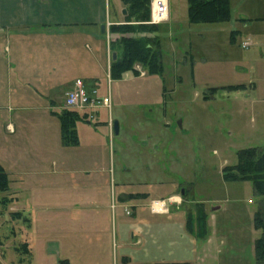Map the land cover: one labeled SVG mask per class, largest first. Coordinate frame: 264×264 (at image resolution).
<instances>
[{
    "label": "rangeland",
    "instance_id": "1",
    "mask_svg": "<svg viewBox=\"0 0 264 264\" xmlns=\"http://www.w3.org/2000/svg\"><path fill=\"white\" fill-rule=\"evenodd\" d=\"M168 5L157 34H127L159 36L161 74L136 63V74L110 78L105 38L81 31H30L11 36V44L0 39V166L8 179L0 190V264H121L122 252L129 264L179 261L193 254L190 239L197 237L186 226L198 202L206 213L221 204L218 217L232 214L233 199L243 214L252 212V182L226 181L222 168L237 162L238 150L264 146V0H229L230 18L222 22H189L187 0ZM107 7L122 13L121 0ZM104 34L120 37L109 27ZM245 40L252 44L244 47ZM109 48L111 61L121 48ZM16 57L54 69V81L11 80L7 69ZM79 75L111 105L85 109L94 117L77 120L76 142L65 143L57 115L42 106L46 95L63 104L69 80ZM216 86L223 88L211 94ZM111 119L117 133L107 125ZM129 192L147 195L125 201L141 203L128 214L118 198ZM174 193L180 205L168 203L163 215L149 212L150 198ZM4 197L12 200L5 205ZM17 211L22 217L13 219ZM156 233L170 236V245H153ZM24 242L29 255L16 250Z\"/></svg>",
    "mask_w": 264,
    "mask_h": 264
},
{
    "label": "crops",
    "instance_id": "2",
    "mask_svg": "<svg viewBox=\"0 0 264 264\" xmlns=\"http://www.w3.org/2000/svg\"><path fill=\"white\" fill-rule=\"evenodd\" d=\"M108 5L109 0H0V39H5L10 43L11 41L8 39H11V36L13 35L22 36L30 31L40 33L44 32V30L51 29L70 30V32L73 33L81 31L88 35L89 38H105L108 43L106 45L105 42L103 58L108 66L109 73L110 39L104 36V33L108 31V24L121 22L125 15L123 13L117 15L116 12L111 15V11H109L107 7ZM122 8L124 9L123 4ZM101 24H105L104 33L97 30L98 27L100 28ZM233 31L239 32V30L235 29H233ZM155 33L157 34V32ZM245 41H248L249 45L252 44L250 40ZM9 51H11V49ZM9 62V69H7V73L9 74L8 77H10L11 80L14 78V80L20 84L23 82L28 83L30 81H54V69L47 70L39 64L31 66L22 64V57H16L15 60H10ZM79 79L84 82L80 75L75 76L72 80H69L71 82V86L65 90L64 95L67 91L74 87L75 81ZM90 88H94V86H90ZM19 95L21 98H27L23 93ZM46 96L47 104L42 106V109L48 110L50 114L56 116L57 113L62 110V104L57 102V99L55 98L57 95H53L54 98H52V95ZM58 109L60 111H58ZM113 123L114 121L112 119L107 122L109 128L113 125ZM10 126L11 124H9V127ZM137 193L147 195L146 192ZM129 194L135 193H122L118 198L120 200L119 206L123 208L126 213L127 211L129 212V206L134 207L141 205L140 202L137 205L127 204L125 202L127 200L135 198L140 201L139 199H141L140 197L126 198V196L130 197ZM169 198H172L173 201H168ZM153 199L166 200L167 206L168 203H174L176 205H180L181 203V198L176 196L175 193L165 198H150L149 201ZM231 202V204H233V209L232 214L229 216L222 215L218 217L214 214L217 209L222 207L221 204L215 206V209L212 207L211 211L206 213V233L203 237H197L191 233L192 236L194 235L197 237L195 241L190 239V242L193 244V254L187 255V257L179 261L168 262L162 258L163 260H157L153 262V264H256L254 241L260 236L261 230L254 226L253 215L259 205L264 206V197L256 195L255 207L252 212H247L248 214H243L239 210L240 208L237 204L238 200L233 199ZM168 209V212H170L169 206ZM149 212L151 214L162 215L168 213H152L150 210ZM209 220H212V222L210 223ZM186 230L187 234H190L187 226ZM133 236L134 234L132 237ZM160 236L162 237L161 239L159 238ZM150 239L155 246H167L170 245V242L172 241L170 236L160 233L150 236ZM134 243L140 244V238H136ZM121 259L123 261L121 264H129L131 262V257L126 252H122ZM115 264H119V262H116Z\"/></svg>",
    "mask_w": 264,
    "mask_h": 264
},
{
    "label": "trees",
    "instance_id": "3",
    "mask_svg": "<svg viewBox=\"0 0 264 264\" xmlns=\"http://www.w3.org/2000/svg\"><path fill=\"white\" fill-rule=\"evenodd\" d=\"M126 14L122 23H112L109 31L119 33L120 37L110 41V46H120L121 53L115 60L110 61V78H120L127 71L137 73L135 64L140 63L149 74H161L163 71L160 38L154 36H129L128 33H141L157 31V26L148 23L150 18V0H121ZM189 22H222L230 18L229 0H187ZM113 51V49H111ZM239 86V85H237ZM235 87V86H229ZM218 88L211 87L209 92L213 94ZM203 98H208L204 96ZM90 113L72 109H62L57 113L61 126L62 138L65 143H75L77 120L89 121ZM222 178L226 181L250 180L256 195L264 197V147H247L238 150L237 162L222 168ZM8 189V179L0 166V190ZM130 197H144L145 194H129ZM12 199L4 197L2 202L7 203ZM6 205V204H5ZM22 213L12 212L13 219H19ZM206 217L203 203L195 205L194 213L188 214L187 229L197 237H203L206 233ZM254 226L261 230V234L254 241L256 264H264V206L259 205L255 210ZM18 252L30 254L28 243L24 242L16 248ZM59 264H69L67 259L59 260Z\"/></svg>",
    "mask_w": 264,
    "mask_h": 264
},
{
    "label": "built area",
    "instance_id": "4",
    "mask_svg": "<svg viewBox=\"0 0 264 264\" xmlns=\"http://www.w3.org/2000/svg\"><path fill=\"white\" fill-rule=\"evenodd\" d=\"M168 10V0H150V18L148 23L158 24L164 21L168 17ZM242 45L246 47L249 45V42L244 41ZM110 105L109 96L100 97L95 88H87L81 80H77L73 89L65 93L62 109L80 111L97 108L98 106L110 108ZM89 117L93 118L94 114H90ZM168 201L172 202L173 199L169 198ZM149 207L153 213H166L169 210L167 201L163 199L151 200Z\"/></svg>",
    "mask_w": 264,
    "mask_h": 264
},
{
    "label": "water",
    "instance_id": "5",
    "mask_svg": "<svg viewBox=\"0 0 264 264\" xmlns=\"http://www.w3.org/2000/svg\"><path fill=\"white\" fill-rule=\"evenodd\" d=\"M122 13L125 15L126 14V9H123L122 10ZM100 29H101V32L104 33L105 32V24H101L100 25ZM116 59V52H113L112 53V60H115ZM113 130L115 133H117L118 131V125H117V122L114 121L113 123ZM181 194H183V189H181ZM216 207H213V209H215Z\"/></svg>",
    "mask_w": 264,
    "mask_h": 264
}]
</instances>
